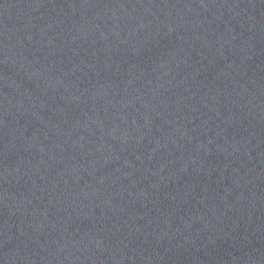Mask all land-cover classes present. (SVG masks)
<instances>
[{
  "label": "water",
  "instance_id": "95a60500",
  "mask_svg": "<svg viewBox=\"0 0 264 264\" xmlns=\"http://www.w3.org/2000/svg\"><path fill=\"white\" fill-rule=\"evenodd\" d=\"M0 264H264V0H0Z\"/></svg>",
  "mask_w": 264,
  "mask_h": 264
}]
</instances>
